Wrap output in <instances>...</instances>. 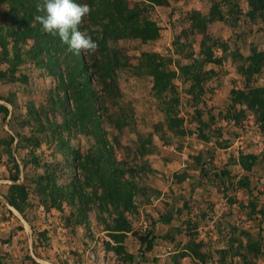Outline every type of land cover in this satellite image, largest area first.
Returning <instances> with one entry per match:
<instances>
[{
  "label": "rangeland",
  "instance_id": "1",
  "mask_svg": "<svg viewBox=\"0 0 264 264\" xmlns=\"http://www.w3.org/2000/svg\"><path fill=\"white\" fill-rule=\"evenodd\" d=\"M140 2L141 0H126L128 9H133L135 5L140 7ZM213 2H217L222 13L228 15L227 1L214 0ZM213 2L211 0H167L164 7L147 8V13L143 15L155 22L159 30L157 40L148 43L132 39L107 41L108 48L118 50L125 58L122 60L124 66L117 70L116 74L115 88L118 91L116 95L118 102L106 96L95 79L92 82L95 95L101 101V104L97 103L100 118H103L101 117L102 107L109 114L115 113L130 119V125L119 134L112 127L104 125L107 141L112 142V136L118 135L121 145H131L137 133L150 132L151 125L162 119V114L158 110L159 99H156L152 92V78L138 77L133 73L134 67L139 64L140 54L155 53L170 60L167 70L177 73V77L172 79L171 83L178 96L176 116L183 119L186 134L168 145H163L154 137L157 151L145 156L150 164V172L143 176V180L147 186L156 189L159 195L152 197L148 204H141L139 213L128 215V218L132 222L134 231L144 234L146 227L149 229L151 222L156 221L159 214H165L171 207L174 214L168 223L154 225L153 233L157 238L150 252L141 255L140 243L136 236L129 234L125 238L122 244L124 251L136 257V264H217L219 255L216 251L236 247V243H231L233 238L241 241L244 246L248 241L244 233L249 234L252 241L262 237L263 256L253 258L252 261L255 264H264V223L259 225L258 220L249 219L238 208L239 204L247 203L250 198L248 193L243 190L225 192L217 181L203 180L204 182L196 186L194 192L190 194V185L199 176L200 166L197 161L199 154L207 163L210 158L205 155L210 151L213 157L208 167L217 172L228 167V159L237 157L241 151H249L253 154H261L264 151V138L254 126L251 115H248L240 126L224 119V114L229 107L230 90L233 87L236 89L243 87V78L237 73L231 53L233 50H238L243 55H248L251 47L264 51V31L260 23L253 24L244 16L247 11L246 0H237L242 13L241 16H237L236 26L217 20L210 21L212 18L207 17L202 25L203 33L198 32L192 20L193 13L197 11L203 16H208ZM5 10V5H1L0 25L7 23L3 19ZM93 30L97 31L98 28L91 27L90 31L93 32ZM9 43L10 50L11 39ZM179 45L183 47L181 54L178 53ZM30 47L29 42L26 49ZM205 47H212L213 56L220 58L221 63L203 64L201 72L209 79L204 82L203 95L199 101L195 102L192 96L187 94L190 81L183 83L181 77H178L176 61H179L182 66L190 65L194 60L202 59L203 54L200 51H204ZM81 52L85 53L84 50ZM190 53L191 56H189ZM5 68V65L1 66V69ZM89 74L91 75V68ZM58 77V75L48 76L45 70L38 69L30 61L19 67L15 74V82L0 83V96L13 97L16 108L13 110L8 103L3 101L0 103L6 105L20 122L28 121V124L21 126L17 121V127L13 124L15 128H11L7 123L12 120L11 116H7L4 122L0 115V139L14 135L15 131L20 133L21 137L32 136L34 141L38 139V146H32L34 141L32 143L23 141L22 148L11 150L20 171L16 184L26 186L28 193L23 214L11 207L5 198L8 187L13 184L9 176L14 173V166L11 158L0 146L1 263L126 264L122 256L106 249L104 243L109 242L110 239L102 226L97 223L94 211L88 214V225H74L72 222L74 218L71 216L72 208L65 203H62L61 209L52 208L49 202L45 204L42 197L35 191L36 176L43 175L51 168L56 170V181L59 186L67 185L73 179L82 177L79 169L69 167V162L58 149L60 142L65 143L70 139L72 147H79L84 151L88 138L74 134L72 130L71 138L68 131H61L59 140L57 129L54 134L53 129L49 128L39 133L37 132L38 123L33 118L27 117V102H32L36 109L40 110L56 92L60 96L63 95L58 86L60 84ZM257 83L262 84L261 79H258ZM166 94L169 92H165ZM47 111H49L47 117L50 122L61 123L63 119L61 115H58V111H55L56 118H54L55 113H52L53 110ZM60 127V130H64L63 124ZM200 135H206L209 140L203 141ZM115 155L118 160L124 159L122 146L116 149ZM33 157L38 159L39 164L32 161ZM231 169L234 176L243 174L238 166H232ZM181 172H186L191 178L182 184H176L173 175ZM249 176L253 187H256L252 197L257 195V190L261 192L263 190L264 165L254 168ZM232 196L237 202L233 206L229 204L228 199ZM184 200H186L185 204H183ZM259 200L264 203V194L259 195ZM166 235L168 238H164ZM189 241H194L193 244L200 242L203 244L199 252L207 255L205 260H193L189 254L180 258V253L185 250ZM188 251L191 252L189 249ZM225 261L227 264L230 261H232L231 264H235L237 259L227 256Z\"/></svg>",
  "mask_w": 264,
  "mask_h": 264
},
{
  "label": "trees",
  "instance_id": "2",
  "mask_svg": "<svg viewBox=\"0 0 264 264\" xmlns=\"http://www.w3.org/2000/svg\"><path fill=\"white\" fill-rule=\"evenodd\" d=\"M226 1L229 6L228 15L222 13L217 2H213L208 16H203L197 11L193 13L192 20L198 32L203 33L202 25L207 17L212 18L210 21L217 20L233 27L236 26L237 16H241L242 11L237 0ZM226 1L223 0V2ZM74 2L87 4L92 9L90 14L82 19L78 27L80 31L88 33L89 36L94 35L92 39L98 44V49L94 54L85 52L84 55L80 51V54L77 55L68 52L67 45L61 44L58 36L42 32V26L38 22H34V17L46 14L43 11L45 0H0V6L5 5L6 7L3 19L7 21L5 25H0V83L15 82V74L19 67L30 61L38 69L45 70L48 76H59L60 84L58 86L63 95L60 96L56 92L54 97H48V103L46 106L42 105L40 110H37L32 102H27V117L33 118L38 123L37 132L39 133H43L49 128L53 129L54 134L57 129L59 140L61 131H68L71 138L73 135L70 131L72 130L74 134L77 133L88 138V144L84 151L79 147H72L70 139L65 143L60 142L58 149L69 162V167L79 169L82 177L73 179L67 185L59 186L56 181V170L51 168L43 175L36 176L35 191L42 197V201H45V204L49 202L52 208L61 209L62 203L72 208L71 216L74 218L72 221L74 225H88V214L94 211L97 223L102 226L103 231L110 239L109 242L104 243L106 249L122 256L126 264H136V257L124 251L122 244L125 238L129 234L136 236L140 243L141 255L150 252L157 238L153 233L154 225L168 223L174 214L173 207L165 214H159L157 220L151 222L150 228L146 227L144 234L134 231L132 222L128 218V215L139 213L141 204H148L152 197L159 195L156 189L147 186L143 180V176L150 172V164L145 156L157 151L154 137L163 145H168L186 134L183 128V119L176 116L178 96L171 83L172 79L177 77V73L167 70V64L171 63L170 60L155 53L142 52L140 54L138 66L132 68L133 73L138 77L152 78V92L154 97L159 99L158 110L162 114V119L151 125L150 132L137 133L136 139L132 141L131 145H121L118 135L112 136V142L107 141L104 125L112 127L119 134L130 125V119L115 113L109 114L102 107L103 115L101 117L103 118H100L97 103L101 104V101L95 95L92 82L95 79L101 85L106 96L114 101L117 100L116 74L117 70L119 71L124 66L122 60L125 58L118 50L108 48L107 41L117 42L132 39L148 43L157 40L159 30L155 22L143 14H146L147 8L151 6L164 7L167 0H141L139 4L141 6L135 5L133 9H128L126 0H74ZM246 2L247 11L244 16L253 24L260 23L261 29L264 31V0H246ZM94 26L98 30L90 31V28ZM9 39L12 40L10 50L8 48ZM29 42L31 47L26 49ZM178 49L180 50L178 53L181 54L183 47L179 45ZM200 53L203 54L202 59L194 60L190 65H184L185 67L176 61L178 77H181L183 83L190 81L187 94L191 95L195 102L199 101L203 95L204 82L209 79L201 72L203 64L221 63L220 58L213 56L212 47H205L204 51H200ZM231 57L235 60L237 73L243 78V87L239 89L233 87L230 90L229 107L224 114V119L228 122L233 121L234 125L240 126L241 122L251 115L254 126L264 138V51L251 47L249 54L243 55L238 50H233ZM3 65L6 66L5 69H1ZM126 67L128 66L126 65ZM90 68L93 77L89 74ZM65 73L66 75H64ZM258 79H261L262 84L257 83ZM165 92H169V94L165 95ZM0 101L8 103L13 110L16 108L13 97L1 95ZM48 108L53 110V114L58 111V115H61L63 119L60 124L56 121L50 122L47 117ZM0 115L4 122L7 116H11L12 120L7 122L8 125L15 128L13 124H16L17 127L19 120L13 116L6 105L1 103ZM55 116L56 113L54 118H56ZM22 124L26 125L28 121H19V125ZM62 124L64 130H60ZM200 138L205 142L209 140L206 135H200ZM37 140L34 141L32 136L21 137L17 131L6 139H0V146L4 153L11 158L14 166V173L9 176V180L13 184L8 187V194L5 198L8 204L20 214H23L27 205L28 193L26 186L16 184L20 171L11 150L22 148L23 141L31 143L34 141L32 146H38ZM121 146L125 156L124 159L118 160L115 151ZM209 152L205 157L209 156L211 161L213 156ZM32 161L39 164L36 157H33ZM197 161L200 166L199 176L190 185V194L194 192L196 186H200L205 180H209L208 182L217 181L222 185V191L225 192L243 190L249 194L250 198L246 204H239V211L244 212L249 219L258 220L259 225L264 223V203L259 200V195L264 194V184L262 192L257 190V195L251 197L256 187H253L249 176L254 168L261 164L264 165V151L261 154L241 151L237 157L228 159V167L217 172L208 167L210 161L206 163L201 154L197 157ZM232 166H238L243 174L234 176ZM173 178L176 184H182L191 177L186 172H181L175 173ZM228 199L231 206L237 203L233 196ZM185 202L186 200L183 201V204ZM244 234L248 240L244 246L241 241L233 238L231 243H236V247L216 251L219 255L217 264H227L225 261L227 256L237 259L235 261L237 264H255L252 259L263 256L262 237H257L252 241L249 234ZM164 238H168L167 235ZM111 241L113 243H110ZM189 242L185 250L180 253V258L190 255L193 260H205L207 255L199 252L203 244ZM231 263L232 261L228 264ZM0 264H2L1 260Z\"/></svg>",
  "mask_w": 264,
  "mask_h": 264
},
{
  "label": "clouds",
  "instance_id": "3",
  "mask_svg": "<svg viewBox=\"0 0 264 264\" xmlns=\"http://www.w3.org/2000/svg\"><path fill=\"white\" fill-rule=\"evenodd\" d=\"M43 11L46 14L35 16L34 22L42 26V32L58 36L61 44L67 45L68 52L78 55L81 50L88 54L97 51L98 44L78 27L92 11L89 5L74 0H45Z\"/></svg>",
  "mask_w": 264,
  "mask_h": 264
}]
</instances>
